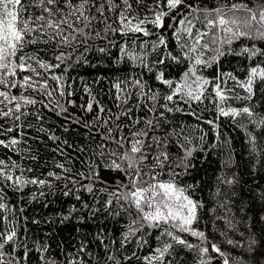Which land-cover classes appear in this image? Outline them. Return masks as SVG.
I'll list each match as a JSON object with an SVG mask.
<instances>
[{
  "label": "snow or ice",
  "instance_id": "1",
  "mask_svg": "<svg viewBox=\"0 0 264 264\" xmlns=\"http://www.w3.org/2000/svg\"><path fill=\"white\" fill-rule=\"evenodd\" d=\"M167 29H171L173 44L163 34ZM152 36H156L155 41L144 39ZM242 38L264 42V0H0V137H5L0 139V147L14 153L28 151L19 146L28 143L23 139V129L33 127L28 117L44 119L36 108L38 104L63 115L65 121L83 123L92 130L93 140L91 148L75 149L91 154L86 162L80 161L86 170L77 175L81 181H89L80 183V188L88 193L106 192L108 198L102 204L103 210L109 215L128 217L119 242L115 238L108 243L100 240L102 255H93L81 242L75 255L70 259L66 256L61 264H132L134 260L140 264H176L172 257L178 254V247L194 250L199 264H212L217 259L221 264H249L244 254L230 257L200 230V211L204 205L194 196L196 186L181 184V172L177 171L186 172L193 167L190 163L193 151L186 149L180 162L174 164L172 147L182 130L177 132L170 118L171 114L184 112L181 104L201 103L206 99L205 93L211 85L219 116L234 121L243 117L255 128H264V113L256 111V106H224L229 100L252 101L257 92L264 95V59L250 67L244 80L230 76L244 95L235 89H225L223 74L213 80L200 74L202 68L211 67L225 55L224 45L230 46ZM159 46L170 49L167 57L148 62L149 48L155 50ZM176 46L179 52L173 54L171 49ZM112 48L118 49V63H134L153 72L156 64L167 68V59L184 64L185 70L178 81L166 78L164 71L154 73L155 80L165 89L163 92L149 85L143 73L117 78L112 84L114 107L106 106L87 89L90 98L80 107L92 114V118L90 123L83 122L69 114L61 103L64 100L75 104L69 99L74 93L67 72L86 60V53L110 54ZM137 49L143 51L138 54ZM242 53H248L249 60L264 58V48L255 44L244 47ZM189 114L196 116L195 112ZM4 122H10V126L5 128ZM207 123L215 126L214 121ZM239 126L247 128V124ZM36 130L46 132L43 127ZM8 133L16 135L8 136ZM248 135L252 146L249 151L258 155L256 137ZM48 138L59 140L55 135ZM184 141L190 143L186 136ZM53 151L63 155L59 147ZM55 167L64 173L71 171L63 162ZM105 169L117 174L114 187L110 183L112 177L105 179ZM25 172H32V168L10 157L0 159V264H28L34 251L39 264H57L48 255L47 244L34 242L38 246L33 248L24 242L26 233L19 230V218L8 203L9 191L20 193L28 185H50V181L28 177ZM47 175L61 178L54 171ZM224 182L232 185L236 181ZM97 183L102 185L100 189H95ZM99 211L97 208L92 214ZM226 224L229 229H235L231 219H226ZM146 236L153 237L155 246ZM189 237L198 243H192ZM226 242L234 248L243 246L230 238ZM117 243L113 250L111 245ZM133 244L135 249L147 245L149 254L139 256L137 250L129 249ZM262 246L264 242L254 233L248 236L246 253L252 264H260V258H264Z\"/></svg>",
  "mask_w": 264,
  "mask_h": 264
},
{
  "label": "trees",
  "instance_id": "2",
  "mask_svg": "<svg viewBox=\"0 0 264 264\" xmlns=\"http://www.w3.org/2000/svg\"><path fill=\"white\" fill-rule=\"evenodd\" d=\"M168 22L166 21V24ZM156 31L159 33L161 30ZM163 34L170 44L174 43L171 39V29H167ZM144 39L155 41L156 36ZM99 43L97 41V44ZM253 44L264 48L262 41L243 38L234 41L230 46L224 45L225 55L219 57L218 62L213 63L211 67L202 68L200 74L209 80L221 77L223 74L221 79L226 83L222 86L225 89H235L236 93L244 95L242 89L236 86V82L230 76L236 77L237 80H244L250 67L256 66L260 59H264L257 57L249 60L248 53H242L244 47H251ZM169 50L163 46L155 50L149 48L147 61L151 63L157 58H166ZM142 51V49H137L138 54ZM171 51L175 54L179 52V47L176 46ZM208 55L211 56L213 53ZM85 56L86 60L76 63L67 72L68 77L71 78L74 93L69 99L75 104H67L64 100H61V103L68 108L69 114L89 123L92 114L84 112L80 107L90 98L87 89H91L92 95L106 106L114 107L111 102L115 91L112 84L117 78L123 79L143 73V78L149 85L153 88H160L163 92L165 89L155 80L154 73L164 71L166 78L178 81L185 70L184 64H176L167 59V68L164 64H156L153 72L138 68L134 63L123 61L118 63L116 62L118 56L116 48H112L110 54L88 52ZM205 96L207 98L201 103L181 104L184 109L183 113L177 112L170 115L176 131L181 132L182 130V135L172 147L173 162L174 164L179 163V158L184 155L186 149L193 151L190 158L193 167L188 168L186 172L181 169L177 171L181 172L179 177L181 184L196 186L194 196L204 205L200 211V230L204 231L209 240L217 243L230 257L244 254L245 259L252 264L251 258L246 253L248 236L254 233L258 240L264 242V128H255L243 117H238L234 121L230 117L219 116L215 108L211 85ZM224 106L237 108L256 106V111L264 113V95L257 92L252 101L229 100ZM36 108L44 119L38 121L32 116L28 117V122L33 127L23 129L25 132L23 139L28 143L26 145L22 143L19 146L21 149L27 148L28 151L14 153L0 147V159L7 160L10 157L22 166L32 168V172H25L26 176L50 181V185L43 187L28 185L20 193L12 191L8 193V203L10 207H13L15 216L19 218V230L27 236L24 242L33 248L38 246L34 242L47 244L49 246L48 255L56 259L57 264L65 261L66 256L69 259L74 256L81 242L87 245V250L93 255H102L103 248L100 246V240L104 239L108 243L115 238L119 242L121 233L126 230L128 217L124 214L109 215L103 210L102 204L108 198L106 192L88 193L80 188V183H89L86 180L81 181L77 175L86 170L80 161L86 162L91 154L77 152L75 149L81 146L92 147V130L86 129L83 123L77 125L71 121H65L63 115H57L56 111L42 108L39 104ZM192 112H195L200 119L189 114ZM207 121H214L215 126ZM240 124H247V128L239 126ZM8 126L10 122H4V127ZM40 127H43L46 132H38L36 129ZM249 133L256 137L258 155L249 151L252 147L248 143ZM12 135L16 133H8V136ZM51 135L59 137V140L49 139ZM185 136L188 137L190 143H185ZM3 138L5 137H0V139ZM63 141H67V144ZM58 147L63 149V155L53 151ZM31 156H35L36 159H30ZM77 156L79 160L76 159ZM61 162L71 171L64 173L57 169L55 164ZM50 171L57 172L61 178L49 177L47 173ZM116 176L115 172L110 173L105 169V179L113 178L110 181L112 187L115 186ZM228 179H235L236 182L229 185L224 182ZM72 181H77V183L74 184ZM101 186L97 183L95 189H100ZM111 190L112 188H109V191ZM65 192H69V195H64ZM77 195L80 196L79 200L76 199ZM225 201H227L225 206L220 207ZM85 204L89 207L85 208ZM97 208H100V211L93 215L92 212ZM8 215L11 218V213ZM226 219L233 221L234 230L228 228ZM225 232L227 236L222 235ZM241 233L244 235L241 236ZM145 238L155 246L152 236ZM229 238L239 241L243 246L234 248L227 244L226 241ZM189 240L194 244L198 243L195 238L189 237ZM111 247L114 250L118 247V243ZM129 249H135V245H129ZM135 250L141 257L150 252L147 245ZM176 251L178 254L172 257L176 264H199L197 253L194 250L178 247ZM32 255L33 258L28 264H39L36 258L38 254L34 251ZM132 264H140V262L134 260ZM212 264H221V262L217 259ZM260 264H264V258H260Z\"/></svg>",
  "mask_w": 264,
  "mask_h": 264
}]
</instances>
